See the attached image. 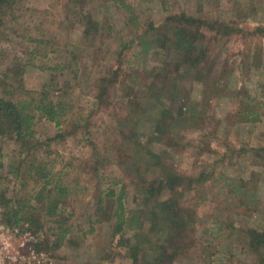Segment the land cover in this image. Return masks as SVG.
Returning <instances> with one entry per match:
<instances>
[{
	"label": "rangeland",
	"instance_id": "rangeland-1",
	"mask_svg": "<svg viewBox=\"0 0 264 264\" xmlns=\"http://www.w3.org/2000/svg\"><path fill=\"white\" fill-rule=\"evenodd\" d=\"M179 13L210 25L195 41L209 48L207 68L175 71L182 48H159L160 34L175 35L166 17ZM218 23L236 31L220 35ZM258 28L264 0H8L0 14V98L34 104L46 94L65 111L57 126L34 110L25 141L0 135V206L33 218L50 264H134L130 246L138 264H157L148 242L160 243L164 232L152 230L143 183L168 178V170L202 176L181 200L194 211V246L171 264L258 261L248 234L264 232ZM125 133L158 156L146 155L157 161L140 176L125 158ZM40 164L51 181L45 189L47 177L28 172ZM109 190L115 194L106 197ZM120 190L128 246L113 232Z\"/></svg>",
	"mask_w": 264,
	"mask_h": 264
},
{
	"label": "trees",
	"instance_id": "trees-1",
	"mask_svg": "<svg viewBox=\"0 0 264 264\" xmlns=\"http://www.w3.org/2000/svg\"><path fill=\"white\" fill-rule=\"evenodd\" d=\"M7 3V4H6ZM0 14L8 5V0H0ZM122 6L129 12L130 6L121 3ZM10 20L12 18H9ZM168 21L173 25L172 31L174 37L166 36V33L160 34L156 41L159 42V48L168 49L172 45L180 46L183 51L182 61L179 64H175L171 69L178 71L180 67L190 70H201L207 68L211 64L212 56L209 55L208 46H200L204 37H206L203 29L205 26H210L206 21L186 15L185 13H179L177 15L170 14L166 17ZM213 26V23H211ZM211 27L210 29H213ZM233 28H230L227 24L218 23L216 33L226 35L230 32H234ZM258 31L264 33V28H258ZM264 35V34H263ZM201 40L200 44H196L195 41ZM171 64H167V67ZM34 104L32 101L27 102L26 100L12 102L0 98V135H4L10 132L13 133L14 137L25 141L26 138L31 137L32 120L34 110H37L40 115L46 119L53 121L57 126L60 125L58 116L64 113L65 108L61 103H53L51 100H47L46 94H43L41 98L35 100ZM136 105V112L140 115L139 102H134ZM135 113V115H137ZM165 114V113H164ZM125 158L131 160L134 164L136 174H144L150 168V166L156 163L158 156L154 154L147 143H142L133 134L125 133ZM24 144V143H23ZM264 150V148H263ZM149 154V155H148ZM146 155L155 160H147ZM42 164L38 166H30L28 172H32L35 180L39 181L46 178L43 182L41 189H45L46 186L51 182L48 178V172L41 168ZM34 170V171H33ZM169 177H160L152 179L145 186V193L149 197V202L152 201L150 207L148 220L152 223L153 231H163L164 237H161L160 243H155L152 240L148 242V248L154 252V257L157 264H171L172 261L191 251L195 243L193 236L195 231L194 211L182 205V196L185 190L192 188L197 180L201 178H194L193 176L183 175L176 171L168 170ZM146 180V178H145ZM60 186V185H59ZM61 195L65 194V190L60 186ZM114 190H109L106 193V197L113 196ZM59 197L51 198V205L48 213L54 214L56 206L59 204ZM117 204L114 207L112 216L115 217L114 234H120V242L125 246L129 245L128 237L123 235V225L125 223V216L123 206L121 204V190L117 193ZM108 204L112 205V201H108ZM150 204V203H149ZM4 212V211H3ZM152 212V213H151ZM14 216H9L4 212L7 220L15 221H27L31 229H33V218H27L20 214V210L15 212ZM35 232V231H34ZM250 236V244L254 251L257 253V262L254 264H264V232L256 230L248 231ZM42 246V241L40 243ZM133 254L132 259L134 264H138L137 256L133 247L130 246ZM44 249V248H43Z\"/></svg>",
	"mask_w": 264,
	"mask_h": 264
},
{
	"label": "built area",
	"instance_id": "built-area-1",
	"mask_svg": "<svg viewBox=\"0 0 264 264\" xmlns=\"http://www.w3.org/2000/svg\"><path fill=\"white\" fill-rule=\"evenodd\" d=\"M40 243L29 222L7 220L0 206V264H50Z\"/></svg>",
	"mask_w": 264,
	"mask_h": 264
}]
</instances>
